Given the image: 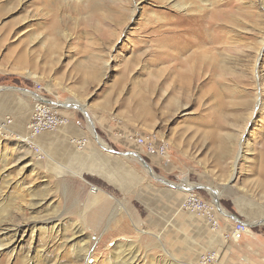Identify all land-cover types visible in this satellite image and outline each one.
Masks as SVG:
<instances>
[{
    "label": "rangeland",
    "instance_id": "1",
    "mask_svg": "<svg viewBox=\"0 0 264 264\" xmlns=\"http://www.w3.org/2000/svg\"><path fill=\"white\" fill-rule=\"evenodd\" d=\"M6 86L68 122L31 139L39 95L0 89V264H245L264 238V0H0ZM73 114L104 176L63 163L86 141H37ZM191 192L217 227L183 208Z\"/></svg>",
    "mask_w": 264,
    "mask_h": 264
},
{
    "label": "crops",
    "instance_id": "2",
    "mask_svg": "<svg viewBox=\"0 0 264 264\" xmlns=\"http://www.w3.org/2000/svg\"><path fill=\"white\" fill-rule=\"evenodd\" d=\"M90 134L91 129L84 125L81 120L73 114L71 116L70 124L65 129L54 133L43 134L37 139V141L45 148H48V145H62L63 147L69 149L72 153V149L66 145H72L71 141L73 137L86 141L89 145V151L86 154L80 155L73 153L72 156L69 155V157L64 155L63 158L65 159H63V163L73 166L74 169L79 171H82L83 167L87 166L89 169H92V171L97 170L101 171V173L103 172L99 175L104 176V168L107 160L105 156H98V151H96L95 145H101L100 141L93 140ZM245 245L248 247V249L245 250V264H264V238L261 239L257 237L251 239V237L246 236Z\"/></svg>",
    "mask_w": 264,
    "mask_h": 264
},
{
    "label": "built area",
    "instance_id": "3",
    "mask_svg": "<svg viewBox=\"0 0 264 264\" xmlns=\"http://www.w3.org/2000/svg\"><path fill=\"white\" fill-rule=\"evenodd\" d=\"M68 122L67 117L61 115L56 107L50 105L49 103L37 102L35 104V110L33 111L31 121L28 124L29 126V136L34 138L35 136L45 132L54 130ZM135 140L145 146L146 149L152 151L157 147L152 140L147 137H136ZM31 145H34L32 143ZM39 147H36V150ZM157 151L161 154L165 153V146L160 145L157 147ZM192 193V196L183 201L182 206L184 209L188 211L195 212L205 218L208 219L210 225L217 227L218 226V218L217 214H215L214 207L211 203L205 201L197 194ZM246 229V226L238 223L236 232H241ZM219 257L215 252L206 251L201 256L202 264H219Z\"/></svg>",
    "mask_w": 264,
    "mask_h": 264
},
{
    "label": "water",
    "instance_id": "4",
    "mask_svg": "<svg viewBox=\"0 0 264 264\" xmlns=\"http://www.w3.org/2000/svg\"><path fill=\"white\" fill-rule=\"evenodd\" d=\"M0 89H5V90H16V91H21V92H28V93H31L33 95H39L41 96L43 99V101L45 102H49L45 97H43L42 95L38 94V93H35V92H32L30 90H27V89H24V88H20V87H14V86H6V87H0ZM89 118V117H88ZM91 128L93 129V133L95 135V138L97 140H99V136H98V133L97 131L95 130V127L93 126L92 122H91ZM131 154H134V155H137L139 157V159L142 161V163L147 166L148 168H150L149 164L143 159V157H141L140 155H138L137 153L135 152H131Z\"/></svg>",
    "mask_w": 264,
    "mask_h": 264
},
{
    "label": "bare ground",
    "instance_id": "5",
    "mask_svg": "<svg viewBox=\"0 0 264 264\" xmlns=\"http://www.w3.org/2000/svg\"><path fill=\"white\" fill-rule=\"evenodd\" d=\"M35 96V95H34ZM37 99L38 100H40V102H43V100H42V98L41 97H37ZM64 104H66V103H64ZM68 105H70V104H68ZM106 146V145H105ZM136 153V152H135ZM139 155V154H138ZM137 156V155H136ZM138 157V156H137ZM138 159H139V157H138ZM139 161H141L140 159H139ZM111 162V161H110ZM142 162V161H141ZM108 163H107V161H106V165H107ZM109 165V164H108ZM144 165V164H143ZM145 166V165H144ZM145 168L146 169H148L147 171H149V173H151L152 174V176H154L155 174H154V172L150 169V168H148L147 166H145ZM194 187L192 186V185H190V187L189 188H187L188 190H192ZM210 190L213 192V194H215V192H214V190L213 189H211L210 188ZM190 196V195H189ZM192 196V195H191ZM190 196V197H191ZM215 197H217V196H215ZM216 205H217V207H218V209L221 211V212H223V213H226V211L224 210H222L223 208H222V206H221V204L219 203V201L217 200L216 201ZM230 217H232V215L230 216ZM248 225V224H247ZM28 231V229L26 228V229H24V227H22V228H20V226H17L15 229H14V237H16L17 238V235L18 234H20V233H22L23 232V235L26 233Z\"/></svg>",
    "mask_w": 264,
    "mask_h": 264
}]
</instances>
